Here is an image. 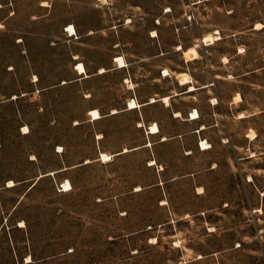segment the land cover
I'll use <instances>...</instances> for the list:
<instances>
[{"label": "rangeland", "instance_id": "rangeland-1", "mask_svg": "<svg viewBox=\"0 0 264 264\" xmlns=\"http://www.w3.org/2000/svg\"><path fill=\"white\" fill-rule=\"evenodd\" d=\"M0 25V264H264V0H0Z\"/></svg>", "mask_w": 264, "mask_h": 264}, {"label": "bare ground", "instance_id": "bare-ground-1", "mask_svg": "<svg viewBox=\"0 0 264 264\" xmlns=\"http://www.w3.org/2000/svg\"><path fill=\"white\" fill-rule=\"evenodd\" d=\"M72 26H74V25H72ZM74 28H75V34L73 35V34L71 33V36H72V37H73V36H76V35L78 34L75 26H74ZM209 37H211V39H209ZM216 39L218 40V39H220V37L208 36V37H205L203 41H204V43L207 44V42H208V43H209V41L214 42V40H216ZM192 49H195V48H191V49H188L187 51H185V55L188 56L189 53L193 52ZM193 53H194V56L197 58V57H198V53H197V50H196V49H195V52H193ZM189 59H190V58H189ZM121 60L123 61V64H121ZM117 61L120 63L121 67H126L127 64H126V61L124 60L123 57H119V58L117 59ZM80 64H82V65L84 66L85 71H84V72H81V71L79 70V68H76V71H78V73H79L80 75H85L86 77H88V73H87V69H86L85 65H84L83 63H80ZM166 71L168 72V75H167V76H170V75H171V74H170V71H169V70H166ZM101 73H103V72H101ZM180 76H181V75H180ZM36 80H37V79H36ZM180 80H181L180 83H181L182 85H185V84H188V83L191 82V80H190L187 76L182 77ZM182 81H186V83H184V82H182ZM194 90H196V88L192 86V88H191L190 91H194ZM170 100H171V97H169V96L163 98V101L166 103L167 106L170 105ZM133 102H135V106H133ZM155 102H156V99H152L151 103H155ZM139 107H140V104L137 102L136 99H132V100H130V102H129V109H130V110H134V109H137V108H139ZM93 112H98L99 115H98V116H93V115H92ZM118 112H119V111L114 110V111L112 112V114H116V113H118ZM178 113H180V112H178ZM90 115L93 117V120H94V121H96V120H100V119L103 118V115H102V114L100 113V111L97 110V109L92 110L91 113H90ZM176 116H181V113H180V115H177V113H176ZM241 116L244 117L243 115H241ZM199 118H200V113H199V111H198V110L193 111V113H192V117H191V120H197V119H199ZM141 125L143 126V124H141ZM153 126L156 127V129H157L156 131H153ZM205 128H206L205 126H202V128L200 129V131H201V130H204ZM148 132H149V134H154V135H155V134H159V133L161 132V129H160V127H159V125H158L157 123H154V124L151 126V128H148ZM25 133H26V132H25ZM99 138L101 139V138H103V136L100 135ZM163 140H167V138L164 137ZM205 144L209 145V143H208L207 141H202V143H201V147H202V149H203V150H209V149L211 148V146H210V147H205ZM149 145L151 146L152 144L150 143ZM60 148H61V147H60ZM128 151H129L128 149L125 150V152H128ZM105 157H108L109 159L105 160ZM112 158H113V155H110V154H108V153H106V152H102V153H101L100 160L103 161V162H109L110 160H112ZM87 162H90V160L87 161ZM151 164H152V165H155L156 162H155V161H152ZM250 181H252V178H250ZM11 186H14V184H12ZM72 189H73V185H72L71 181H70V180H67V181L63 184V192H69V191H71ZM137 190H141V188H137ZM31 261H32V259L29 257V261H28V262H31Z\"/></svg>", "mask_w": 264, "mask_h": 264}, {"label": "snow or ice", "instance_id": "snow-or-ice-1", "mask_svg": "<svg viewBox=\"0 0 264 264\" xmlns=\"http://www.w3.org/2000/svg\"><path fill=\"white\" fill-rule=\"evenodd\" d=\"M0 27H2V25H0ZM257 27H261V26L258 25ZM67 31H68L69 33H72V34L74 35V34H75V28H74V26L69 25ZM153 35L155 36L156 33L154 32ZM209 39H211V37H209ZM192 51L195 52V49H192ZM241 51H243V49H241ZM121 64H123V61H122V60H121ZM77 68H79V70H80L81 72H84V71H85V68H84V66H83L82 64H78V65H77ZM100 71H101V72H104L105 69H104V68H101ZM164 75L167 76V75H168V72L165 71ZM182 82L186 83V81H182ZM237 99H239V97H238ZM214 103H215V101H214ZM133 106H135V102H133ZM92 115H93V116H98L99 113H98V112H93ZM177 115H180V113H177ZM156 130H157L156 127L153 126V131H156ZM23 131L27 133V132L29 131V129H28L27 127H25V128L23 129ZM251 135L254 136L255 133H252ZM205 147H210V145L205 144ZM107 159H109V158H108V157H105V160H107ZM200 191L202 192L203 189H200ZM156 242H157L156 240L151 241V243H156ZM177 247H179V245H177Z\"/></svg>", "mask_w": 264, "mask_h": 264}, {"label": "crops", "instance_id": "crops-1", "mask_svg": "<svg viewBox=\"0 0 264 264\" xmlns=\"http://www.w3.org/2000/svg\"><path fill=\"white\" fill-rule=\"evenodd\" d=\"M137 109H138V108H137ZM128 110H130V109H129V104H128ZM118 113H119V112H118ZM116 114H117V113H116ZM141 124H142V123H139V126H142ZM201 128H202V127H201ZM201 128H200V129H201ZM200 129H199V130H200ZM201 131H202V130H201ZM147 132H148V130H147ZM148 133H149V132H148ZM152 135H154V134H152ZM155 135H157V134H155ZM99 139H100V138H99ZM101 139H102V138H101ZM163 139H164V138H163ZM163 141H166V140H163ZM125 150H126V149H125ZM125 150H124L122 153H120V154L127 153V152H125ZM202 150H203V149H202ZM128 152H129V151H128ZM101 153H102V152H101ZM100 157H101V154H100ZM87 163H89V162H87Z\"/></svg>", "mask_w": 264, "mask_h": 264}]
</instances>
